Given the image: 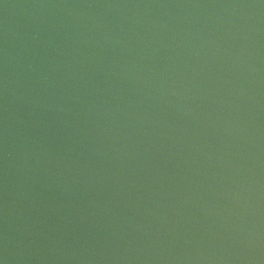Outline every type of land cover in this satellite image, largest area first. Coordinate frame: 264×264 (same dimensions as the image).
Segmentation results:
<instances>
[{
    "label": "water",
    "instance_id": "1",
    "mask_svg": "<svg viewBox=\"0 0 264 264\" xmlns=\"http://www.w3.org/2000/svg\"><path fill=\"white\" fill-rule=\"evenodd\" d=\"M0 264H264V0H0Z\"/></svg>",
    "mask_w": 264,
    "mask_h": 264
}]
</instances>
